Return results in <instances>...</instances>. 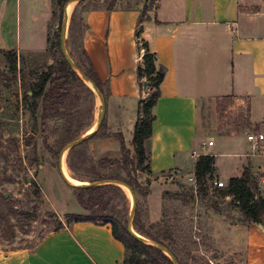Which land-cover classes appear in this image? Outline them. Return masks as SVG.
Listing matches in <instances>:
<instances>
[{"label": "crops", "instance_id": "1", "mask_svg": "<svg viewBox=\"0 0 264 264\" xmlns=\"http://www.w3.org/2000/svg\"><path fill=\"white\" fill-rule=\"evenodd\" d=\"M146 1L117 0L112 10L89 8L83 14L82 50L108 87L106 131L121 133L133 152L138 103L146 94L137 78L144 54L136 37L140 24L141 38L167 69L146 141L147 173L195 175L202 155L215 157V179L229 182L245 167L255 172L264 156L253 152L247 133H264V0H157L140 23ZM54 5L55 0H0V50L47 49ZM220 104L237 106L246 122L219 121ZM98 144L108 158L122 153L115 136ZM260 192L264 197V185ZM199 218L204 231L197 227L215 257L264 264L261 224L245 221L235 207ZM125 252L111 224L80 221L50 232L33 250L10 251L0 264H122Z\"/></svg>", "mask_w": 264, "mask_h": 264}, {"label": "rangeland", "instance_id": "2", "mask_svg": "<svg viewBox=\"0 0 264 264\" xmlns=\"http://www.w3.org/2000/svg\"><path fill=\"white\" fill-rule=\"evenodd\" d=\"M110 2L83 0L72 4L66 27V50L82 72L90 68L81 47L85 29L83 14L89 8L107 7ZM145 3L153 6L150 0ZM64 6L60 20L61 7L54 5L47 49L17 53L16 71L0 50V196L4 195L13 210L20 213L10 217V226L0 222V258L12 250L35 249L61 222L67 225L65 210L86 213L77 200L74 186L62 177L60 166L64 161L80 185L101 182L102 177L137 179L141 187L135 192L134 213L133 197L124 187L113 184L119 188L106 189V199L146 242L156 244L137 230L135 222L168 244L181 264H242L237 258L219 254L215 257V252L209 249L210 242L197 227L203 228L204 221L200 218L197 221V216L210 211L227 214L234 208L231 197L221 194L217 187L210 186L205 195L198 192L199 186L197 190L194 188L185 173L169 171L152 177L148 171L135 167L131 150L126 164L123 153L119 158H108L101 153L98 144L104 137L88 138L67 148L93 130L102 113L100 96L77 69L71 67L75 75L70 79L69 95L55 106L48 104L52 116L43 119L45 103L43 98L32 97L29 83L38 81L42 73L64 58L53 30L54 26L59 27L60 40ZM107 88L105 83V91ZM53 113L57 114L53 116ZM215 114L223 123L241 125L246 122L244 111L233 104L218 105ZM68 139L71 140L66 142ZM104 159L118 162L103 166Z\"/></svg>", "mask_w": 264, "mask_h": 264}, {"label": "trees", "instance_id": "3", "mask_svg": "<svg viewBox=\"0 0 264 264\" xmlns=\"http://www.w3.org/2000/svg\"><path fill=\"white\" fill-rule=\"evenodd\" d=\"M69 1L70 0H55V3L61 7L60 20H62L63 16V6ZM156 1L157 0H151L152 3ZM116 2L117 0H111L107 9L112 10L116 6ZM148 10L149 7L145 5L142 10L140 23L145 20V15ZM141 32L142 26L139 24L136 37L139 47L144 49V54L137 68V78L141 92L143 93L145 91L146 94L141 96L138 103V117L132 139L134 155L132 157V163H134L135 167L139 170L149 172V155L146 149V141L152 134L153 122L155 120L153 108L161 96V84L165 78L167 69L164 65H159L157 63L156 54L150 50L148 42L141 38ZM55 34L58 38L57 46H59V44H61V39L59 40V27L55 31ZM3 54L16 71L17 53L11 50H3ZM89 66V70L84 71L85 74L95 83L101 93L107 97L108 91L104 89L105 83L99 79L90 61ZM72 75H75V72L72 70L67 60L63 58L58 62L57 66H52L48 71L42 73L38 81H31L29 83L32 97L36 99L43 98L45 103L44 120L52 116L48 112L47 105L55 106L69 95V85ZM145 82L148 83L146 90H144ZM53 114V116H55L57 113ZM106 128L107 126L104 121L101 127L90 138L115 136L121 143V150L124 154L123 162L125 164L128 163L129 156L127 153H129L130 149L127 148L123 135L121 133L114 135L108 133ZM101 130H104V132L101 133ZM70 140L71 139H68L66 142ZM116 162H118L116 159H104L101 161V164L103 166L107 163L112 165ZM215 170V157L213 155H202L199 157L195 165V177L199 186V193L205 195L209 193L210 181L215 179ZM101 179H116L123 181L128 184L134 192H136L137 187H141L138 180L131 176L126 179L114 176L102 177ZM92 183L87 186L74 187L77 200L86 213L66 214L67 224L70 225L80 221H90L96 224H111L114 237L120 240L125 246L126 252L122 264H173L171 258L163 250L155 246L163 245L166 246L169 251L173 252L168 244L152 236L144 230L143 225L135 222L137 230L156 244L139 240L128 230L127 221L122 218L120 211L111 205L110 200L106 199V189L119 187L113 184L93 185ZM217 188L224 196L231 197L232 206L239 209L245 221L258 224L264 222V197L261 195L256 175L251 169L245 167L242 176L233 177L229 180L227 186ZM19 214L17 210H13V207L4 195L0 196V222H6L8 226H10V217ZM60 224L61 225L55 230L65 227L62 222Z\"/></svg>", "mask_w": 264, "mask_h": 264}, {"label": "water", "instance_id": "4", "mask_svg": "<svg viewBox=\"0 0 264 264\" xmlns=\"http://www.w3.org/2000/svg\"><path fill=\"white\" fill-rule=\"evenodd\" d=\"M74 2H80V1H83V0H72ZM64 11H65V20L63 22V25L61 27V48H62V53L64 55V58L67 60V62L69 63V65L71 67H73L74 69H77L80 74L82 75V77L89 83L92 84V88L97 92V94L100 96L101 100H102V113L100 115V119L97 123V126H96V129L94 131H92L91 133L85 135L84 137H81L80 139L76 140V141H73L72 143L69 144V146L67 148H71L85 140H87L88 138H90L102 125L104 119H105V114H106V100H105V97L104 95L101 93V91L98 89V87L95 85V83L85 74V72H82L78 66L74 63V61L71 59V57L69 56L67 50H66V43H65V37H66V27H67V24H68V18H69V15H68V12H67V4L64 6ZM54 31H56L58 29L57 26H54L53 27ZM148 87V83L145 82L144 83V90H146ZM66 150V149H65ZM63 156V152L61 154V157ZM60 171H61V174H62V177L68 181L66 179V177L64 176L63 174V171H62V167L60 166ZM69 182V181H68ZM72 184V183H71ZM93 185H102V184H117V185H120L123 184V185H126L128 186L130 189H131V193H132V197H133V212H135V209H136V204H137V197H136V194L135 192L133 191V189L128 185L126 184L125 182L123 181H120V180H116V179H109V180H103L101 182H93L92 183ZM74 187H81V186H87V185H90L87 184V185H75V184H72ZM128 227V230L130 231L131 234H133L135 237H137L139 240L143 241V242H146L145 239L139 235L137 232H135L133 230V228L131 227L130 223L127 225ZM156 247H158L159 249L163 250L172 260L173 264H180L178 259L175 257V255H173V253L171 251H169V249L166 247V246H163V245H155Z\"/></svg>", "mask_w": 264, "mask_h": 264}, {"label": "built area", "instance_id": "5", "mask_svg": "<svg viewBox=\"0 0 264 264\" xmlns=\"http://www.w3.org/2000/svg\"><path fill=\"white\" fill-rule=\"evenodd\" d=\"M247 138L252 144L253 152L264 156V133L258 130H252L247 133ZM209 144L212 145L213 142L210 141ZM254 173L256 175L257 182L260 188L262 185H264V164L259 165L258 169ZM188 180L197 190L198 184L195 175L188 176ZM227 184L228 182L221 179H214L213 181H210V186L215 187H225L227 186ZM260 224L264 228V222Z\"/></svg>", "mask_w": 264, "mask_h": 264}, {"label": "bare ground", "instance_id": "6", "mask_svg": "<svg viewBox=\"0 0 264 264\" xmlns=\"http://www.w3.org/2000/svg\"><path fill=\"white\" fill-rule=\"evenodd\" d=\"M74 3H75L74 1H71L70 3H68V5H67V12H68V15H69V13L72 11V9H73V5H72V4H74ZM88 83H89V82H88ZM89 84L92 86L91 83H89ZM96 126H97V125H96ZM95 129H96V127H95L93 130L87 132V134L91 133V132L94 131ZM64 152H66V150H64ZM64 152H63V153H64ZM62 171H63L64 176L66 177V179H67L70 183L75 184V185H80V183L78 182V180L74 179V178L71 176V174L69 173V170H68V168H67V165L65 164L64 161H63V164H62ZM121 187H124V188H125L127 191H129L130 194L132 195V193H131V189H130L128 186L121 184Z\"/></svg>", "mask_w": 264, "mask_h": 264}]
</instances>
